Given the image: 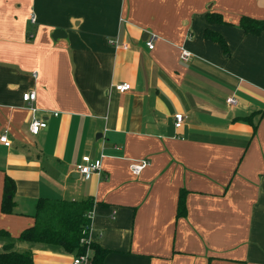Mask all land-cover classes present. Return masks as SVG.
Returning <instances> with one entry per match:
<instances>
[{"label": "crops", "instance_id": "0c3cea01", "mask_svg": "<svg viewBox=\"0 0 264 264\" xmlns=\"http://www.w3.org/2000/svg\"><path fill=\"white\" fill-rule=\"evenodd\" d=\"M242 16L264 21V0H0V204L14 182L0 252L70 264L76 251L17 237L38 198H91L102 264H264V30L244 32ZM85 155L101 166L88 178Z\"/></svg>", "mask_w": 264, "mask_h": 264}, {"label": "trees", "instance_id": "16d2710c", "mask_svg": "<svg viewBox=\"0 0 264 264\" xmlns=\"http://www.w3.org/2000/svg\"><path fill=\"white\" fill-rule=\"evenodd\" d=\"M207 14L208 21L220 20L219 15ZM239 26L246 33L258 34L264 30V21L256 20L248 16H242ZM206 37L218 42L226 54L227 47L223 38L216 32L206 30ZM29 40V35L27 36ZM14 182L9 176H5L3 184V193L0 204V211L3 214L13 212L14 201ZM93 201L87 198L79 201H69L58 198L37 199L32 214L33 223L20 232L17 239L19 241H31L39 243H49L62 246L66 251H76L80 254L82 251L80 239L84 238L85 233H81L82 227L89 225L87 212L91 210ZM184 213V203L180 197L177 205V214ZM92 255L90 262L92 264H102L105 255L108 253L97 244L91 243ZM84 251V250H83ZM0 264H32V256L29 252H17L9 244L3 246L0 252Z\"/></svg>", "mask_w": 264, "mask_h": 264}, {"label": "built area", "instance_id": "2783aa9c", "mask_svg": "<svg viewBox=\"0 0 264 264\" xmlns=\"http://www.w3.org/2000/svg\"><path fill=\"white\" fill-rule=\"evenodd\" d=\"M30 21L31 23L35 22L34 15L30 16ZM29 38H32L31 33L29 34ZM110 43L115 44V42L113 41H111ZM146 45L148 49H152L153 47L152 38H150L146 42ZM119 47L125 49L126 45L122 44ZM189 57H190V53L184 49H181L180 58H182V60L185 61V60H188ZM114 89L120 93H123L130 89V84L127 82H120L114 85ZM35 96H36L35 91H29V92L22 94V100L25 103L27 110L31 114V120L27 123L26 127H27V130L33 135H37L39 131L46 126V123L44 121L36 119L34 117L35 108L33 107L32 103L35 99ZM226 102L229 105H235L236 99L234 97H228L226 99ZM173 119H174V127L178 128L184 119V115L182 113H176L173 116ZM0 143L6 147L10 146L11 144L10 140L5 134L0 135ZM146 165H147V162L145 160L133 162L130 164V171L133 175H137ZM100 168H101L100 161L92 160L87 155L82 156L81 162L75 164V171L79 175H81L83 178H88L91 174L99 173ZM91 215H92L91 211L87 213V217L89 219L91 218ZM89 261H90V257H89L88 251H86L84 253L76 254L72 258L70 264H88Z\"/></svg>", "mask_w": 264, "mask_h": 264}, {"label": "rangeland", "instance_id": "374dc122", "mask_svg": "<svg viewBox=\"0 0 264 264\" xmlns=\"http://www.w3.org/2000/svg\"><path fill=\"white\" fill-rule=\"evenodd\" d=\"M81 233H85L84 238L80 239L79 242L81 244L82 251L80 253H84L86 251H89V249L91 248V242L88 241V239L86 238V227H82V231ZM84 250V251H83Z\"/></svg>", "mask_w": 264, "mask_h": 264}, {"label": "water", "instance_id": "95a60500", "mask_svg": "<svg viewBox=\"0 0 264 264\" xmlns=\"http://www.w3.org/2000/svg\"><path fill=\"white\" fill-rule=\"evenodd\" d=\"M58 32H60V30H58V29L54 30V32L52 34V38H55Z\"/></svg>", "mask_w": 264, "mask_h": 264}]
</instances>
